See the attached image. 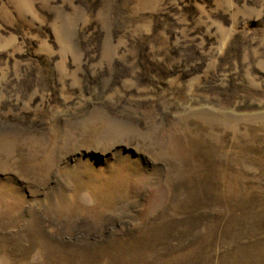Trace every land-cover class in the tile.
I'll return each instance as SVG.
<instances>
[{
	"label": "rangeland",
	"instance_id": "rangeland-1",
	"mask_svg": "<svg viewBox=\"0 0 264 264\" xmlns=\"http://www.w3.org/2000/svg\"><path fill=\"white\" fill-rule=\"evenodd\" d=\"M0 264H264V0H0Z\"/></svg>",
	"mask_w": 264,
	"mask_h": 264
}]
</instances>
